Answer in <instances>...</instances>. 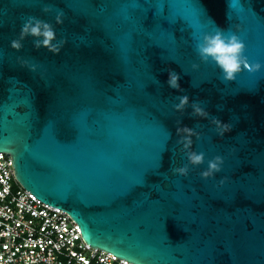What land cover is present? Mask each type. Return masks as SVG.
Listing matches in <instances>:
<instances>
[{
	"label": "water",
	"instance_id": "95a60500",
	"mask_svg": "<svg viewBox=\"0 0 264 264\" xmlns=\"http://www.w3.org/2000/svg\"><path fill=\"white\" fill-rule=\"evenodd\" d=\"M241 4L0 0V153L92 248L134 264H264V67L226 81L197 51L219 27L264 65V0ZM30 16L52 24L58 50L32 36L12 46ZM213 118L231 130L221 136ZM217 155L221 170L204 178ZM184 165L187 175L174 172Z\"/></svg>",
	"mask_w": 264,
	"mask_h": 264
},
{
	"label": "built area",
	"instance_id": "2783aa9c",
	"mask_svg": "<svg viewBox=\"0 0 264 264\" xmlns=\"http://www.w3.org/2000/svg\"><path fill=\"white\" fill-rule=\"evenodd\" d=\"M0 264L134 263L88 245L79 224L25 189L0 153Z\"/></svg>",
	"mask_w": 264,
	"mask_h": 264
},
{
	"label": "clouds",
	"instance_id": "9594fccd",
	"mask_svg": "<svg viewBox=\"0 0 264 264\" xmlns=\"http://www.w3.org/2000/svg\"><path fill=\"white\" fill-rule=\"evenodd\" d=\"M242 6L241 0H228V10L232 12H237L239 7ZM45 11L48 10V7H45ZM57 22H60V15L56 17ZM28 36L35 37L34 46L48 47L50 50H58L54 41H56V31L52 24L48 21L41 20L38 17L30 16L21 26L20 39L13 40L12 46L19 49L22 47V40ZM246 44L240 38V36L233 32L231 34H225L223 29L217 27L214 32H206L203 34L200 41L197 43V51L202 60L207 61L211 57L220 68L223 79L226 81L234 80L236 75L241 71L242 66L247 67L251 65V71H258L264 65L261 63H250L248 58L245 56ZM197 67V65H193ZM168 84L170 87L179 88V74L170 71ZM189 103V97L182 96L180 102L175 105L177 110H183L185 106ZM193 111L196 115L207 118L209 113L206 112L204 108L199 106L198 103H193ZM213 122L217 125V130L221 136L225 132L231 130L232 125L220 121L218 118H213ZM178 133H191L192 130L183 127L177 129ZM181 142L184 143L185 148H188L192 144L190 135H182ZM188 159L191 164L199 165L204 160V154L198 153L195 151H190L188 153ZM223 164V157L217 155L214 159L208 162V168L204 170L201 175L204 178L213 176L216 172L221 170ZM188 166L184 165L174 169V172L180 175L188 174Z\"/></svg>",
	"mask_w": 264,
	"mask_h": 264
}]
</instances>
